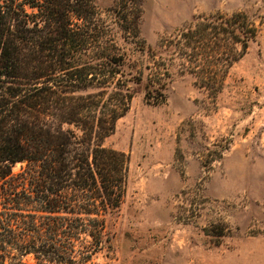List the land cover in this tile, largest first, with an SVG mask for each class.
<instances>
[{
  "label": "trees",
  "instance_id": "16d2710c",
  "mask_svg": "<svg viewBox=\"0 0 264 264\" xmlns=\"http://www.w3.org/2000/svg\"><path fill=\"white\" fill-rule=\"evenodd\" d=\"M140 4L130 0L120 31L137 34ZM115 36L93 0H0V264H88L110 245L128 157L102 141L141 80L120 69ZM256 37L246 13L211 12L168 44L216 98ZM168 77H148L146 97L158 102Z\"/></svg>",
  "mask_w": 264,
  "mask_h": 264
},
{
  "label": "rangeland",
  "instance_id": "374dc122",
  "mask_svg": "<svg viewBox=\"0 0 264 264\" xmlns=\"http://www.w3.org/2000/svg\"><path fill=\"white\" fill-rule=\"evenodd\" d=\"M93 1L116 31L120 69L141 80L102 141L127 155V180L106 218L110 245L88 264H264V0H141L137 34L119 28L130 0ZM234 11L257 37L212 98L168 43L199 15ZM164 72L159 101L147 98V78Z\"/></svg>",
  "mask_w": 264,
  "mask_h": 264
}]
</instances>
